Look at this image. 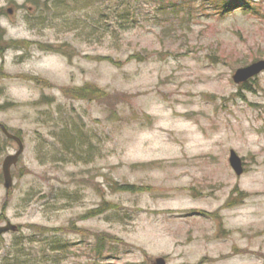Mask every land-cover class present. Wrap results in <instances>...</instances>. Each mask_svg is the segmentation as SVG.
I'll return each mask as SVG.
<instances>
[{"label": "rangeland", "instance_id": "1", "mask_svg": "<svg viewBox=\"0 0 264 264\" xmlns=\"http://www.w3.org/2000/svg\"><path fill=\"white\" fill-rule=\"evenodd\" d=\"M0 9V264H264V0Z\"/></svg>", "mask_w": 264, "mask_h": 264}, {"label": "water", "instance_id": "2", "mask_svg": "<svg viewBox=\"0 0 264 264\" xmlns=\"http://www.w3.org/2000/svg\"><path fill=\"white\" fill-rule=\"evenodd\" d=\"M262 71H264V59L253 62L247 66L238 68L235 74L233 75V78L236 83H244L258 75ZM0 127L8 138L14 139L19 144L18 152L16 154L8 155L3 163L5 187L7 188V190H9L13 186V176L11 169L12 166L18 162L19 157L24 150V142L19 136L11 133L8 127L2 124L1 122ZM230 162L237 174L241 175L244 172L243 160L234 150L231 151ZM17 229L18 225L13 224L12 222H7L6 225L0 226V235L5 234L9 231H15ZM155 264H167V261L165 258L159 257L156 259Z\"/></svg>", "mask_w": 264, "mask_h": 264}, {"label": "trees", "instance_id": "3", "mask_svg": "<svg viewBox=\"0 0 264 264\" xmlns=\"http://www.w3.org/2000/svg\"><path fill=\"white\" fill-rule=\"evenodd\" d=\"M232 5L229 3V1H225V4L223 5L224 10H226V8L231 7ZM248 8V6L246 7ZM161 9H164L163 7ZM49 50H53V49H49ZM245 86L247 87V83H245ZM67 94H69L70 96L74 97V98H82V99H103L106 96V93L103 89L99 88L98 86H94V85H90V84H86L83 86H78V87H73L72 90L70 91H66ZM72 143V142H71ZM74 145H76L75 143H73ZM119 189L124 192V191H131L134 188L133 185H122L119 187ZM101 205H113L111 206L109 209L116 207V204L114 203H108L105 202V204H101ZM106 209L105 206L102 207L99 210H103ZM97 210H92L91 214H97L101 211ZM54 245H52L53 247ZM54 248V247H53ZM18 257V256H17Z\"/></svg>", "mask_w": 264, "mask_h": 264}, {"label": "flooded vegetation", "instance_id": "4", "mask_svg": "<svg viewBox=\"0 0 264 264\" xmlns=\"http://www.w3.org/2000/svg\"><path fill=\"white\" fill-rule=\"evenodd\" d=\"M0 11H1V9H0ZM8 11H9L10 13H14V12H15V10H14L13 7H9V8H8ZM3 15H4V13H3V12H0V18H1V16H3Z\"/></svg>", "mask_w": 264, "mask_h": 264}]
</instances>
